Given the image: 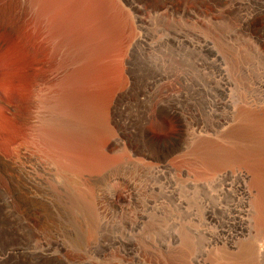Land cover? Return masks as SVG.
I'll return each instance as SVG.
<instances>
[{
  "label": "rangeland",
  "instance_id": "374dc122",
  "mask_svg": "<svg viewBox=\"0 0 264 264\" xmlns=\"http://www.w3.org/2000/svg\"><path fill=\"white\" fill-rule=\"evenodd\" d=\"M243 47L264 48V0H0V264L238 257L203 168Z\"/></svg>",
  "mask_w": 264,
  "mask_h": 264
},
{
  "label": "bare ground",
  "instance_id": "6f19581e",
  "mask_svg": "<svg viewBox=\"0 0 264 264\" xmlns=\"http://www.w3.org/2000/svg\"><path fill=\"white\" fill-rule=\"evenodd\" d=\"M136 42L137 39H134L133 44ZM241 48L239 50L235 48L237 59H232L235 62L231 67L232 119L230 130L227 133L219 134L215 151H213L214 159H209L211 151L203 153L205 158L203 170L213 171V173H209L213 176L205 181L203 187L207 189V197L210 198L208 202L212 201L213 203L211 206L205 207L204 213L210 221L217 222L215 213L226 215L231 210L234 215L235 213L237 215H235L238 220L236 230H239V233L236 234L245 236L243 239L246 244L241 245L243 247L236 253L238 257H230L227 264H252L248 259L254 248L257 249L264 245V48L261 49L262 51L260 49L258 51L257 48L254 51H249L250 48L248 51L244 47V50ZM251 54L259 55L258 57L261 55L262 63H253V61L243 63L239 59ZM203 172L205 173V171ZM212 184H215L213 187L219 186L220 188L212 192L210 191ZM227 199L228 203L226 204ZM222 201L225 205L221 204ZM229 240L234 244L233 239V241ZM255 255L253 253L254 257ZM226 256L225 254L223 258ZM254 261L256 262V259Z\"/></svg>",
  "mask_w": 264,
  "mask_h": 264
}]
</instances>
